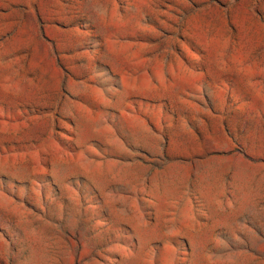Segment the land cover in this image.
<instances>
[{
    "label": "rangeland",
    "instance_id": "obj_1",
    "mask_svg": "<svg viewBox=\"0 0 264 264\" xmlns=\"http://www.w3.org/2000/svg\"><path fill=\"white\" fill-rule=\"evenodd\" d=\"M0 264H264V0H0Z\"/></svg>",
    "mask_w": 264,
    "mask_h": 264
}]
</instances>
